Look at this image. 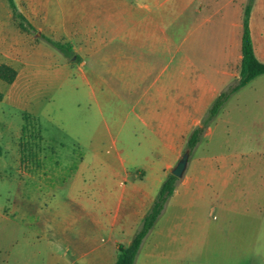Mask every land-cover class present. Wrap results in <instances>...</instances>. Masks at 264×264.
I'll return each instance as SVG.
<instances>
[{
	"label": "rangeland",
	"instance_id": "1",
	"mask_svg": "<svg viewBox=\"0 0 264 264\" xmlns=\"http://www.w3.org/2000/svg\"><path fill=\"white\" fill-rule=\"evenodd\" d=\"M248 1L111 0L112 26L122 15L126 33L104 34L108 45L99 52L126 42V75L120 78L110 73V62L91 65L86 58L81 65L77 49L64 55L46 42L43 36L57 37L49 34L58 8H50V17H29L34 27L24 31L0 0V64L15 70L12 82L0 79V264H77L79 222L60 235L46 217L58 210L59 218H86L77 203L91 197L92 180L83 172L82 188L70 182L84 156L106 159L129 179L138 169L148 180L156 171L163 179L170 173L196 127L193 120H204L214 98L237 80L233 53ZM17 5L29 10L24 0ZM251 10L264 43V0H253ZM92 13L99 28L105 14ZM93 68L104 80L90 78ZM173 74L177 102L184 105L186 90L189 110L175 161L151 121L141 119L149 96ZM53 165L61 183L47 201L39 182L52 175ZM24 187L44 203L45 215L32 209L37 221L31 224V211H12ZM174 189L141 243V264H264V73L231 93L209 120ZM99 237L105 244L103 231Z\"/></svg>",
	"mask_w": 264,
	"mask_h": 264
},
{
	"label": "crops",
	"instance_id": "2",
	"mask_svg": "<svg viewBox=\"0 0 264 264\" xmlns=\"http://www.w3.org/2000/svg\"><path fill=\"white\" fill-rule=\"evenodd\" d=\"M17 5V0H14ZM28 11H19L34 27V21L29 17H50L52 7L55 9L54 14V32L50 31L51 35L56 34L54 40H67L72 50H78L81 55V65L90 63L91 65L97 62L105 65L110 62V73L114 76L124 77L127 57L125 54L126 42L120 43L117 49L110 53L102 54L99 52L100 48L104 46L107 48L108 43L105 41L104 34L117 32L124 37L126 28H123L122 15L119 16V21L115 20L112 26V19L109 13L111 12V0H24ZM56 1V4L53 3ZM93 11H102L105 15L100 18V27L96 26V20L93 18ZM252 11V10H251ZM11 12V11H10ZM106 13L108 16H106ZM252 12H250L249 28L251 39L253 43V50L256 57L264 62V43L261 34L254 28ZM25 31V30H24ZM241 34V31H240ZM122 39V38H121ZM76 55V54H75ZM234 59L240 64V45L235 46L233 53ZM78 56V54H77ZM87 58V60H86ZM119 71V73H117ZM148 73V72H147ZM137 78H144L145 73L137 72ZM238 77V70L236 73ZM85 76V75H83ZM92 80H104L103 76L96 72L93 68L89 75ZM175 75L169 76L167 84H163L154 90L149 96L148 103L142 106V111L146 117H141L144 123L151 121L157 134L165 140V145L169 152L170 160L175 161L178 152L184 144L183 137L180 136V130L189 128L186 123V114L189 110L186 109L185 93L184 91V105L181 106L177 102L179 94L175 91L174 81ZM169 89V90H168ZM168 90V91H167ZM190 93V86L188 89ZM213 92L209 97L213 96ZM152 99V100H151ZM190 101V96L188 97ZM181 100V98H180ZM190 103V102H189ZM195 125L200 123L198 118L193 120ZM149 124V123H148ZM88 161V163H87ZM172 161H167L166 165H171ZM53 165L52 169L55 171L39 183V192L42 198L51 201L55 198L56 189L61 183L58 178V167ZM15 166H11V169ZM71 183L78 189L82 188V173L86 172L88 177L92 180L88 186L91 191V197L84 196L82 200L78 201L77 213H82L86 216L83 219L74 218H59V211L56 210L55 216L46 217L47 224L52 227L55 234L64 235L71 225H80L78 227V237L73 241L74 262L77 264H113L119 244H129L133 234L140 226L141 219L148 210L149 206L155 199L156 193L154 188H150L152 183L155 188L160 187L163 181V175L157 171L151 175L153 179L145 178V171L138 169L136 175L129 179L127 172L123 168H117L106 162V159L97 155L90 156V158H82L81 162L72 171ZM87 177V178H88ZM186 181V180H185ZM28 185V184H27ZM26 186V185H25ZM27 188V186H26ZM24 187V197L13 199L12 211L14 213L23 210L24 214L28 215L31 211L32 218L28 219L29 224L33 221V214L39 212L45 215L44 203L41 205L37 197L29 196ZM176 191V189H174ZM173 191V192H174ZM45 196V197H44ZM37 204V205H36ZM35 208V212L32 209ZM76 209V210H77ZM49 214V212H47ZM25 215V217H27ZM43 217V216H42ZM32 219V220H31ZM44 219V218H43ZM13 227V226H12ZM101 231L104 232L105 237L102 243H98ZM68 248H64L63 252H68ZM139 251L135 257L134 263L141 264L145 262L144 258L138 259ZM133 263V264H134Z\"/></svg>",
	"mask_w": 264,
	"mask_h": 264
},
{
	"label": "trees",
	"instance_id": "3",
	"mask_svg": "<svg viewBox=\"0 0 264 264\" xmlns=\"http://www.w3.org/2000/svg\"><path fill=\"white\" fill-rule=\"evenodd\" d=\"M253 0H249L243 8L240 34V64L238 69V77L234 84L227 89L221 91L213 100L208 115L204 120L196 125L190 132L186 141V148L192 149L200 140L205 128L211 118H213L218 110L221 108L229 95L240 87L247 84L255 76L264 73V62L260 61L253 50V43L249 28V18L251 12V4ZM7 5L11 11L12 16L17 20V25L20 29L28 31L33 29L32 24L19 11L14 0H6ZM46 42L52 47L60 50L64 55H71L72 48L70 44L63 43L60 40H54L48 36H43ZM15 78V70L6 64H0V79L10 83ZM29 118V117H28ZM25 118L26 123L22 126L25 130L28 124V119ZM178 178L171 172L163 179L155 199L149 206L148 210L141 219V223L137 231L133 234L129 244H119L117 247V255L113 264H133L135 257L140 249L141 243L150 229L153 227L159 215L162 213L167 199L173 193Z\"/></svg>",
	"mask_w": 264,
	"mask_h": 264
},
{
	"label": "water",
	"instance_id": "4",
	"mask_svg": "<svg viewBox=\"0 0 264 264\" xmlns=\"http://www.w3.org/2000/svg\"><path fill=\"white\" fill-rule=\"evenodd\" d=\"M190 153V149L186 148L182 154L180 155L179 159L177 160L176 164L171 169V173L175 175L177 178L181 177L187 164L188 156Z\"/></svg>",
	"mask_w": 264,
	"mask_h": 264
}]
</instances>
